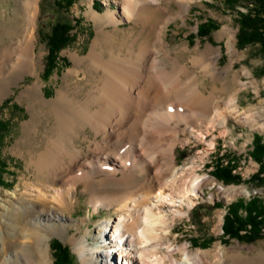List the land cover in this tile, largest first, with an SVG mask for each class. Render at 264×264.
Segmentation results:
<instances>
[{
  "label": "rangeland",
  "instance_id": "1",
  "mask_svg": "<svg viewBox=\"0 0 264 264\" xmlns=\"http://www.w3.org/2000/svg\"><path fill=\"white\" fill-rule=\"evenodd\" d=\"M159 1L170 18L158 24L156 34L159 40L154 42V47L162 48L161 58H164L165 52L183 64L184 80L195 77L200 91L211 96L215 108L211 117L221 114L226 119L224 125L214 122L210 127L189 123L195 132L201 130L203 137L193 136L185 121L170 120L168 123L169 129L187 139L174 145V166L193 165L196 174L210 177L213 182L201 185V192L193 200L195 204L190 208L184 205L186 214L182 217L172 218L173 213L167 212L166 229L169 232L148 242L152 244L150 249L155 246L157 249L153 251L156 254L151 255L164 258L163 264L184 262L182 246L185 244L198 264H264V225L259 235L250 241L224 235L221 229L223 214L231 200L238 197L248 199L252 195L264 197V178L260 183L248 180L258 168V163L249 155L251 138L257 133L264 141V52L258 42L238 46L235 36L238 25L236 10L244 11L243 3L248 0H237L239 2L233 8L223 0H189L188 10L181 15L176 14L179 11L177 0ZM32 2L0 0V74L4 73L8 78L13 76L10 67L16 58L15 52L26 42H31L33 46L35 63L32 72L13 77L0 94V219L5 225H10L17 218L14 207L30 206L29 221L43 220L41 225L45 235L38 245L40 257L47 264H52L53 260L49 245L51 238H56L68 248L71 264H120L121 258L116 254L111 253L109 259L99 257L101 252L117 248L111 241L104 240L102 231L104 224L114 221L120 210L113 206H98L94 210L90 203L93 194L107 193L111 186L93 191L86 189L87 183L79 182L72 201L65 200L54 205L48 190L59 184L62 176L59 175L56 180L49 175L37 178V172L30 166L31 157L43 148L44 138L40 132L36 136L29 133L25 123L40 107L31 109L25 97H18L21 90L36 79L44 83L46 98H52L59 89L63 90V76L73 65L70 53L78 51L81 55L86 54L97 35V27L86 14L89 6L99 13L112 11L119 17L120 1L72 0L67 4L65 0H34L35 7ZM206 18L215 21L216 26L206 34H199L197 25ZM55 21H66L71 26V38L56 51V65L49 74H45L46 35ZM105 28L110 38L107 48H111L116 40L122 41L125 48L132 37H142L150 31L149 26L143 27L141 23L123 17L116 27L109 24ZM201 54L205 58L204 63L216 57V74L194 63L193 58ZM76 75L69 80L74 81L75 77V81L82 83V72ZM167 105L175 109L172 104ZM153 110L142 121L143 127L160 122ZM184 110L188 111L185 107ZM49 122L44 116L40 129L48 128ZM86 143L83 135L77 139V144L82 147ZM228 160H233V171L240 176L237 182H224L212 173L215 164ZM135 193L143 192L135 190ZM52 208L62 218L46 222L45 214L52 213ZM18 216L21 221L25 218L22 208ZM1 230L10 231L5 227ZM20 240L32 241L28 236ZM13 251L14 248L7 242L6 253L10 255Z\"/></svg>",
  "mask_w": 264,
  "mask_h": 264
},
{
  "label": "bare ground",
  "instance_id": "2",
  "mask_svg": "<svg viewBox=\"0 0 264 264\" xmlns=\"http://www.w3.org/2000/svg\"><path fill=\"white\" fill-rule=\"evenodd\" d=\"M119 1V17L112 11L99 13L89 6L86 14L97 27V35L86 54L70 53L73 65L63 76V90L46 98L44 83L36 79L25 86L18 97H25L31 109L40 107L25 123L29 133L36 136L40 132L44 138V146L31 157L30 166L37 172V178L49 175L56 180L62 176L59 184L48 190L54 205L72 201L79 182L87 183L86 189L93 191L111 186L109 192L93 194L90 198L94 210L98 206L120 210L114 221L104 224L102 231L104 240L111 241L117 248L103 251L99 257L109 259L113 253L121 258L120 264H163L164 258L151 255L157 249L156 246L150 249L152 244L148 242L169 232L167 212L173 213L172 218L182 217L186 214L184 205L190 208L195 204L193 200L201 192V185L213 182L210 177L196 174L193 165L174 166V145L187 139L169 129L168 123L176 120L210 127L214 122L224 125L226 116L211 117L215 111L211 96L200 91L195 77L184 80L183 64L165 52L161 58L162 48L154 47V42L159 40L158 24L170 18L160 1ZM177 4L176 14L181 15L188 10L190 1L177 0ZM32 6L35 7L34 0ZM122 17L143 27L149 26L150 31L142 37H132L125 48L118 40L107 48L110 38L105 27L109 24L116 27ZM15 53L10 67L13 76L0 74V94L13 77L35 69L31 42H26ZM204 60L202 54L193 58L194 63L216 74V57L209 63ZM79 71L84 81H75V77V82L70 81ZM152 108L160 122L143 127L142 121ZM44 116L51 122L48 128L40 129ZM187 129L193 136L203 137L201 130L195 132L190 124ZM81 135L87 140L85 147L77 144ZM135 190L143 193L137 194ZM38 195L42 197L40 192ZM20 208L25 215L22 221L18 216ZM29 208L14 207L17 218L10 225L0 219V229H10L0 231V264H47L40 257L38 245L45 235L43 220L29 221ZM51 211L45 214L46 222L62 218L53 208ZM24 236L32 239L31 244L20 240ZM7 242L14 248L10 255L6 253ZM182 249L184 262L176 261V264H198L187 245Z\"/></svg>",
  "mask_w": 264,
  "mask_h": 264
},
{
  "label": "trees",
  "instance_id": "3",
  "mask_svg": "<svg viewBox=\"0 0 264 264\" xmlns=\"http://www.w3.org/2000/svg\"><path fill=\"white\" fill-rule=\"evenodd\" d=\"M223 1L232 8L239 2L237 0ZM65 2L70 4L72 0H65ZM243 6L245 7L244 11L236 10L238 13L236 44L242 46L247 43L258 42L260 49L264 52V0H248L243 3ZM215 26V21L206 18L198 23L197 32L206 34ZM70 27L66 21H55L48 31L46 35L48 51L46 66L43 69L45 74H49L56 65V57H58L56 51L69 42L71 38ZM249 155L258 163V168L251 173L248 180L260 183L264 178V141L260 139L257 133H254L251 138ZM233 169V160H228L225 163L215 164L212 173L224 182H237L240 176ZM262 225H264V197L252 195L248 199L235 198L227 204V209L222 217L221 229L224 235L250 241L259 235ZM49 245L53 254L52 264H71V257L65 245L56 238H51Z\"/></svg>",
  "mask_w": 264,
  "mask_h": 264
}]
</instances>
